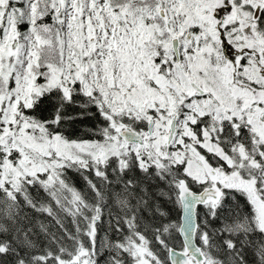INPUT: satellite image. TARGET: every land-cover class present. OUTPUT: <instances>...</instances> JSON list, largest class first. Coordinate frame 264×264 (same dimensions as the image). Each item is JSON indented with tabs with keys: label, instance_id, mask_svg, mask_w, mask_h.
I'll list each match as a JSON object with an SVG mask.
<instances>
[{
	"label": "snow or ice",
	"instance_id": "1",
	"mask_svg": "<svg viewBox=\"0 0 264 264\" xmlns=\"http://www.w3.org/2000/svg\"><path fill=\"white\" fill-rule=\"evenodd\" d=\"M0 264H264V0H0Z\"/></svg>",
	"mask_w": 264,
	"mask_h": 264
}]
</instances>
